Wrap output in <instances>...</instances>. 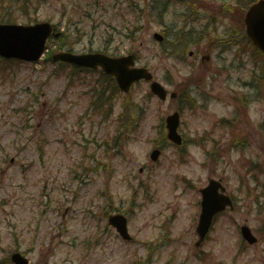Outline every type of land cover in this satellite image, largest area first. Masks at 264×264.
I'll use <instances>...</instances> for the list:
<instances>
[{
    "label": "rangeland",
    "instance_id": "1",
    "mask_svg": "<svg viewBox=\"0 0 264 264\" xmlns=\"http://www.w3.org/2000/svg\"><path fill=\"white\" fill-rule=\"evenodd\" d=\"M101 1L93 19L82 23L85 35L69 38L77 50L108 46L110 53L133 52L138 56V65H147L170 90L199 72L196 60L201 55L196 50L195 56L182 60L165 54L164 45L153 38L154 31H162L165 25L169 29L175 21L185 24L180 17L185 6L180 1L164 13L162 23L142 19L149 27L138 30L132 41L122 38L119 29L126 32L123 25L127 22L133 28L135 12H128L125 4L114 5L115 0ZM209 1L220 4L222 0ZM82 3L87 7V0ZM62 6V1L52 0L32 20H18L29 23L35 17L43 20L54 13L59 18ZM221 20L220 31L225 24L232 25L230 20H225L224 25ZM242 41L249 49L242 59L243 69L228 72L218 65L223 61L231 65L232 60L237 65L240 58L236 47L224 51L223 47H212L209 66L213 68L206 71L203 79L188 84L192 85V95L201 99L199 105L183 111L181 132L189 141L203 135L204 130L214 129L219 116L230 114L233 106L226 101L230 89L238 94L256 93L251 87L256 67L253 47L243 38ZM57 42L52 41L51 46ZM191 49L189 46L188 51ZM56 65L21 63L0 78V264H14L6 256L18 246L31 264H264V240L245 241L244 246L241 242L243 224H248L258 237L264 234V209L259 210L264 203L254 206L252 199L242 193L241 186L253 172L240 162L243 154L239 150L227 149L222 139L214 160L215 154L208 159L201 144L181 150L165 143L159 159L152 160L154 140L161 142L164 136L162 119L182 102L149 95L150 83L144 80L131 94L139 105L137 113L143 116L137 130L123 147L105 151L103 141L114 133L115 115L102 123L99 117L92 121V110L91 117H85V107L93 100L85 90L94 83L81 82L79 78L89 73L65 67L59 69L60 76H54L52 69ZM228 74L232 77L229 80ZM70 75L72 85H68ZM204 94L211 96L208 102ZM257 94L263 99L255 102L251 110L256 128L259 121H264V90ZM36 97L40 98L38 102ZM192 102L196 101H184ZM217 129L214 135L218 138ZM254 152L247 150V157ZM83 161L87 165L80 182L70 172L72 166ZM209 177L222 179L238 197V205L221 214L209 237L196 246L199 189ZM260 201L264 202V198ZM118 208L127 214L135 239H123L109 224L106 212L119 211ZM139 258L146 261L138 263Z\"/></svg>",
    "mask_w": 264,
    "mask_h": 264
},
{
    "label": "water",
    "instance_id": "2",
    "mask_svg": "<svg viewBox=\"0 0 264 264\" xmlns=\"http://www.w3.org/2000/svg\"><path fill=\"white\" fill-rule=\"evenodd\" d=\"M246 23L247 31L252 39L264 49V0H260L251 6L246 15ZM49 32L50 27L46 23L36 26H26L18 30H13L10 25L0 24V53L8 57L38 58L44 48L45 39ZM54 58L86 66L97 67L101 64L105 71L116 76L119 84L125 90H128L134 81L142 77L147 79L152 78V75L146 68L130 67L135 62L132 55L112 58L101 53L78 55L70 52H60L55 54ZM152 89L162 98L166 97L167 91L159 82H153ZM178 115V113H175L168 117L170 136L173 140H179L176 132L179 125ZM220 187L224 189L219 181L211 180L210 185L203 189V213L201 216L202 222L199 226L201 238L208 231L214 214L224 209L231 202L228 196L218 192ZM111 221L118 226L124 237H129L125 217L115 216ZM246 235L250 238L249 234L246 233ZM14 260L17 264H28V260L20 254H15Z\"/></svg>",
    "mask_w": 264,
    "mask_h": 264
},
{
    "label": "trees",
    "instance_id": "3",
    "mask_svg": "<svg viewBox=\"0 0 264 264\" xmlns=\"http://www.w3.org/2000/svg\"><path fill=\"white\" fill-rule=\"evenodd\" d=\"M245 2H246V3H249L250 1H249V0H245ZM15 62H16L15 60H10V61L8 62V64L11 66L12 64H15ZM5 64H6V63H5V61H4V65H5ZM4 68H5V67H4ZM5 69H7V68H5ZM0 70H4V69L0 68ZM104 76L109 77V76H107V75H104ZM110 77H111V76H110ZM111 78H112V77H111ZM109 81L111 82L113 89H115L114 91H119V89H118L116 83L113 82V81H111V80H109ZM114 91H113V92H114ZM103 95H104V92L100 93V97H97V100L95 101V103L97 104V106L100 107L101 112L103 111V108L105 107L106 103H109V104H110V107H112L113 104H114L113 101H112V99H113L114 97H103ZM130 100H131V99L128 98V97L125 98V101H124V103H123V105H124V111H123V113H121V115H120L119 118H118V123H119L118 129H123V125L120 124V123H121V122L124 123V120H125V119H126L127 121H133V120L136 118L134 115L130 116V115H127V114L125 113V112L131 110V107H130V105H129Z\"/></svg>",
    "mask_w": 264,
    "mask_h": 264
},
{
    "label": "flooded vegetation",
    "instance_id": "4",
    "mask_svg": "<svg viewBox=\"0 0 264 264\" xmlns=\"http://www.w3.org/2000/svg\"><path fill=\"white\" fill-rule=\"evenodd\" d=\"M250 95H246V96H242V97H248ZM260 139H261V136H259V139L256 140V143H258L260 145Z\"/></svg>",
    "mask_w": 264,
    "mask_h": 264
}]
</instances>
